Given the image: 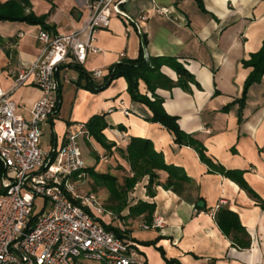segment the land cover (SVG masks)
<instances>
[{
    "label": "crops",
    "instance_id": "1",
    "mask_svg": "<svg viewBox=\"0 0 264 264\" xmlns=\"http://www.w3.org/2000/svg\"><path fill=\"white\" fill-rule=\"evenodd\" d=\"M29 1L28 12L44 17L53 34H71L89 16L85 0ZM201 1L202 8L196 0H128L120 5L132 21L127 24L114 12L109 28L96 33L95 45L100 52L89 54L82 66L64 71L68 81L61 84L60 112L43 129L50 142L42 149L63 146L69 126L104 116L108 124L104 135L108 143L116 146L109 152L94 141L87 146L85 136L80 137L86 146L83 158L87 168L98 172L96 166L104 162L98 173H109L124 185L133 172L117 149L126 150L132 138H139L150 141L167 165L180 170L173 179L167 172L157 171L159 178L151 194L148 176L138 182L126 197L128 206L122 212L126 218L121 220L124 225L108 215L98 218L107 225L126 229L129 240L140 247L143 264H167L159 247L176 264H264V77L249 89L243 108L236 103L224 110L241 99L252 71L243 62L263 46L264 0ZM163 8L170 13L160 14ZM142 16L147 20H141ZM0 24L13 26L16 31L0 35V86L8 90L13 83L9 70L20 62L32 64L41 55L43 45L38 36L44 29L20 22ZM141 49L150 59L178 60L193 76L194 82L185 89H158L156 94L163 99L167 114L178 118L180 129L203 145L212 167L193 147L177 144L164 126L148 120L152 112L146 105L132 101L124 78L108 81L121 53H125V59L136 61ZM94 71H102L103 77H92ZM161 73L174 83L179 80L168 66H163ZM89 82L96 91L82 88ZM139 90L153 100L143 81ZM41 97L35 86L20 88L12 97L16 113L31 117V109ZM88 159L93 163H87ZM229 171L236 174L229 176ZM89 182L93 189L90 193L99 196L105 209L111 206L108 190L94 189V181ZM140 201L155 205L151 223L163 218V229L142 228L149 224L147 212L130 215V208ZM199 202L204 203V208L197 206ZM218 206L224 226L238 220L245 230V241L250 243L247 248L234 244L236 230L230 236L224 233L215 218ZM154 241L155 245L142 244Z\"/></svg>",
    "mask_w": 264,
    "mask_h": 264
},
{
    "label": "built area",
    "instance_id": "2",
    "mask_svg": "<svg viewBox=\"0 0 264 264\" xmlns=\"http://www.w3.org/2000/svg\"><path fill=\"white\" fill-rule=\"evenodd\" d=\"M85 1L89 16L81 28L67 35L40 32L41 55L32 64L20 62L9 70L13 83L8 90L0 86V162L4 168L0 175V264H143L135 242L118 238L96 219L108 215L124 223L101 205L95 193H76L88 177L79 144L80 136H88L85 124L69 126L61 147L45 152L40 145L44 127L60 112L61 84L68 81L64 71L82 66L89 54L100 52L96 33L109 28L114 12L127 24L132 21L120 9L128 0ZM158 12L170 13L166 8ZM124 59L121 53L117 64ZM92 77L102 78L103 72L94 71ZM26 86L42 93L29 121L16 113L12 100ZM38 199L45 203L40 212ZM164 223L158 217L142 228L163 229Z\"/></svg>",
    "mask_w": 264,
    "mask_h": 264
},
{
    "label": "trees",
    "instance_id": "3",
    "mask_svg": "<svg viewBox=\"0 0 264 264\" xmlns=\"http://www.w3.org/2000/svg\"><path fill=\"white\" fill-rule=\"evenodd\" d=\"M199 6L202 8V1L196 0ZM29 0H8L5 3L0 2V23L2 22H20L27 23L29 25H40L45 31H50V27L46 25L44 17H36L31 11L28 12L30 8ZM3 41L0 37V44ZM244 67L251 68L245 85L241 99L233 102L232 104L224 108L225 111L231 108L232 105L238 103L241 108L244 107L247 100V95L249 89L255 85L259 84L264 77V42L263 46L259 52L252 54L248 61L243 62ZM163 66H168L172 68L178 75L179 80L174 83L164 74L161 73V68ZM80 67V66H77ZM82 75V74H81ZM124 78L128 84V93L134 103H140L146 105L152 112V116L148 120L152 123H158L164 126L170 133L175 137V142L179 145H185L193 147L203 162L207 163L210 167L213 164L205 156V148L198 141L194 140L192 136L185 134L178 124V118L167 114L163 107V99L160 98L156 91L158 89L172 90L173 88L180 86L182 88H187L189 82H194L193 76L184 68V66L178 62V60L173 58L159 57V58H145V53L143 49L140 51V55L136 61H130L124 59L120 64L111 70L108 77V81L112 82L115 79ZM143 81L148 88V91L152 94L153 100L147 95H143L139 90V83ZM82 87V86H81ZM89 91H96L97 88L93 83L89 82L87 85L83 86ZM88 136H85V141L87 146H91V142H96L107 151L112 152V149L116 146L113 143H108L104 135V131L108 128V124L104 116H94L85 124ZM118 152L121 154L122 158L126 160L133 172L131 178H127L124 181V185L119 183L117 177L109 173H98L95 168H87L84 170L89 178L94 181V189L96 187L106 188L110 194L111 206L107 207L106 210L112 211L119 220H125L126 217L122 215L123 210L128 206L127 204V194L131 191L138 182L143 178L149 177L148 183V193L151 194V189L155 185L156 180L159 178L157 171H165L169 174V179L178 177V169L169 166L165 163L162 154L157 153L150 141L132 138L126 150L118 148ZM4 168L0 162V175L2 174ZM229 176H233L234 172H227ZM171 182V180H169ZM246 190L252 193L247 186L244 185L242 180L240 181ZM89 214L91 212L86 209ZM221 207L218 209L215 218L218 224L224 231V233L230 236L233 230H236L237 235L234 239V244L241 248H247L249 246V241H245L247 233L238 224L239 222H231L230 225L224 226L223 222L219 219ZM155 211V205L140 201L138 204L130 208V215H140L145 212L148 213V222L151 226V216ZM92 215V214H91ZM230 217H234L232 213H228ZM93 216V215H92ZM108 232L114 233L118 238L129 240L128 232H122L121 229L113 227V225H107L101 219H96ZM235 224V225H234ZM234 225V227H233ZM136 242V241H135ZM143 245H155L154 242H143ZM162 256L165 258L167 264H176L174 260H168L165 255V251L162 247L157 248Z\"/></svg>",
    "mask_w": 264,
    "mask_h": 264
},
{
    "label": "rangeland",
    "instance_id": "4",
    "mask_svg": "<svg viewBox=\"0 0 264 264\" xmlns=\"http://www.w3.org/2000/svg\"><path fill=\"white\" fill-rule=\"evenodd\" d=\"M15 30L13 28V26H9V25H3V24H0V35H6L8 36L10 33L12 34H15ZM39 101V100H38ZM18 115L22 116L23 118H26V120H31V117L28 115V116H23V112H17ZM45 128V127H44ZM80 137H83V136H80ZM79 137V144H80V149L83 151L82 153H84V150L86 151V146H85V142H84V139L83 138H80ZM49 142H50V138H49V135L47 133V130L45 129V135L43 133V136L40 140V145L43 149H46L47 146L49 145ZM50 150H47L45 152H49ZM87 163L89 164H92L93 163V160L92 159H88L87 160ZM95 165V163H94ZM105 164L104 162H101L99 163L97 166H96V170L98 172H101L102 169L104 168ZM89 180H91L89 177H87V181H85L83 184H80L77 186V189H76V193H78L79 195H82V196H86L88 195L90 192H92V185L91 183L89 182ZM99 197V196H98ZM100 202V201H99ZM44 200L43 199H38L36 201V205H37V212H40L42 210V208L44 207Z\"/></svg>",
    "mask_w": 264,
    "mask_h": 264
},
{
    "label": "water",
    "instance_id": "5",
    "mask_svg": "<svg viewBox=\"0 0 264 264\" xmlns=\"http://www.w3.org/2000/svg\"><path fill=\"white\" fill-rule=\"evenodd\" d=\"M199 208H204V203L203 202H199L197 205Z\"/></svg>",
    "mask_w": 264,
    "mask_h": 264
}]
</instances>
